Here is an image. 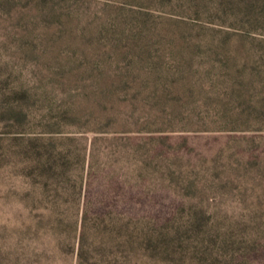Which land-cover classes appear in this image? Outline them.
Masks as SVG:
<instances>
[{
    "label": "rangeland",
    "instance_id": "rangeland-1",
    "mask_svg": "<svg viewBox=\"0 0 264 264\" xmlns=\"http://www.w3.org/2000/svg\"><path fill=\"white\" fill-rule=\"evenodd\" d=\"M0 264H264V0H0Z\"/></svg>",
    "mask_w": 264,
    "mask_h": 264
}]
</instances>
